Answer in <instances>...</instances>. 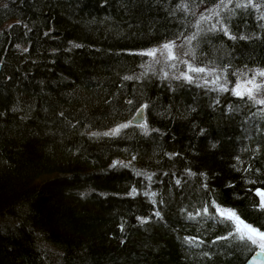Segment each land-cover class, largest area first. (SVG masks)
Masks as SVG:
<instances>
[{
	"label": "trees",
	"instance_id": "obj_1",
	"mask_svg": "<svg viewBox=\"0 0 264 264\" xmlns=\"http://www.w3.org/2000/svg\"><path fill=\"white\" fill-rule=\"evenodd\" d=\"M193 36L227 91L146 54ZM254 68L264 0H0V264H245L217 209L264 231V105L232 91Z\"/></svg>",
	"mask_w": 264,
	"mask_h": 264
},
{
	"label": "rangeland",
	"instance_id": "obj_2",
	"mask_svg": "<svg viewBox=\"0 0 264 264\" xmlns=\"http://www.w3.org/2000/svg\"><path fill=\"white\" fill-rule=\"evenodd\" d=\"M169 42H174L175 46L171 49L172 55L175 56V59H168V51L163 49V45ZM164 42L160 44L159 46L152 48L150 50H155V55L150 56L151 61L155 63V65L163 70V73H167L166 76H170L172 78L181 77V73H187L188 75L193 77V81L210 85V86H217L222 88H227L228 85L225 82V79L223 77L224 71L221 70H215V69H208L206 67H199L193 65L188 59L187 55L189 54V50L192 47L189 38H185L183 40H174ZM149 51V50H148ZM146 51V53L148 52ZM191 52V51H190ZM182 64L181 67L178 65ZM175 65V67H173ZM189 66L195 67V68H204V72H191L189 70ZM258 71H264V68H254L251 70H245L242 72L238 78L235 80L234 84L232 85V91L236 87L237 84L243 85L244 88L250 87V85H247L248 80L255 81L256 84H260L262 87L255 91L253 95L255 98L259 100L261 95H264V77H261L257 75L256 73ZM179 79H184L183 77ZM243 90V88L241 89ZM247 95V94H245ZM118 128V127H116ZM115 128V129H116ZM112 132V130L107 131L106 133Z\"/></svg>",
	"mask_w": 264,
	"mask_h": 264
},
{
	"label": "snow or ice",
	"instance_id": "obj_3",
	"mask_svg": "<svg viewBox=\"0 0 264 264\" xmlns=\"http://www.w3.org/2000/svg\"><path fill=\"white\" fill-rule=\"evenodd\" d=\"M229 2H231V0H229ZM221 3H223V0H221ZM249 3H251V0H249ZM213 14H218V13H213ZM211 17H205V16H201V20H205V19H210ZM226 31V30H225ZM191 39H195V36L189 38V42L191 41ZM175 46L174 42H169L164 44L162 47L164 50H167L169 55H168V59H175L176 57L172 55L171 49ZM147 55L149 56H154L155 55V50H149L147 53ZM173 67H175V65H173ZM189 70L191 72H204L205 69L204 68H195V67H191L189 66ZM257 75L264 77V71H258L256 73ZM165 75H167V73H165ZM181 77H183L185 80H187L188 82H192L193 81V77L188 75L187 73H181ZM181 77H177V79L181 78ZM126 79H129V77H126ZM247 85H250V87L244 88L243 85L237 84L236 87L233 89V94L236 96H243L245 94L248 95V97L250 99H253L256 103L258 104H262L264 105V99H260V100H256L255 96L253 95L254 90L258 91L262 86L260 84H256L254 79L253 80H248ZM243 88V90H241ZM221 91H227V89L225 88H221ZM128 125H120L118 128L113 129L112 132L110 133H104V135H116L119 133L120 128H125ZM93 135H96L95 133H93ZM115 166V164L113 165ZM125 167H127V165H124ZM139 175V173H137ZM150 179V177H149ZM177 183H179V181H177ZM132 195H135V189H133ZM152 195H155L154 193ZM256 195L259 197V207L264 209V190L261 189H257L256 190ZM220 216L224 217L227 220L230 221H234L235 225H236V232L240 233L239 239L241 240H249L251 241L252 244H259V247L261 248L262 251H264V231L245 223L244 220H242L240 218L239 215L236 214L235 211L230 210V209H221L218 208L217 209ZM157 216H159V213H156ZM229 235H233L232 233H229Z\"/></svg>",
	"mask_w": 264,
	"mask_h": 264
},
{
	"label": "water",
	"instance_id": "obj_4",
	"mask_svg": "<svg viewBox=\"0 0 264 264\" xmlns=\"http://www.w3.org/2000/svg\"><path fill=\"white\" fill-rule=\"evenodd\" d=\"M145 121V110L140 108L132 119V124L141 125ZM245 264H264V251L261 248L257 249L253 255L246 261Z\"/></svg>",
	"mask_w": 264,
	"mask_h": 264
}]
</instances>
